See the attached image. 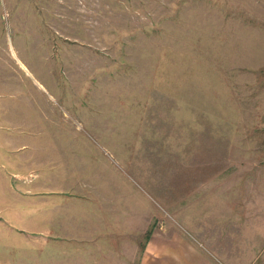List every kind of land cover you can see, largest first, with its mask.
I'll use <instances>...</instances> for the list:
<instances>
[{
  "label": "rangeland",
  "instance_id": "rangeland-1",
  "mask_svg": "<svg viewBox=\"0 0 264 264\" xmlns=\"http://www.w3.org/2000/svg\"><path fill=\"white\" fill-rule=\"evenodd\" d=\"M194 203L231 214L220 264H264V0H0V264L191 233Z\"/></svg>",
  "mask_w": 264,
  "mask_h": 264
},
{
  "label": "crops",
  "instance_id": "crops-1",
  "mask_svg": "<svg viewBox=\"0 0 264 264\" xmlns=\"http://www.w3.org/2000/svg\"><path fill=\"white\" fill-rule=\"evenodd\" d=\"M17 144V141L13 140V145L17 146ZM28 163V160H25L24 162H19L18 165L22 166ZM14 175H17V173H14ZM53 191L56 190L53 189ZM31 203L32 207H37L39 200ZM216 206L217 204L194 203L193 208L204 209L205 211H194V219L199 220L198 224L201 226V229L199 225L197 226V224L193 223L191 228H189L190 232L192 231L191 233L179 228L180 231L174 230L166 234L160 228L156 229L150 238L146 240V243L143 244L144 247H141L142 245L138 241L141 240L139 238L140 234H134L129 236L130 239H125L127 242L123 243L120 248L118 245H113L114 243H112L118 240V238L110 236L108 239H97L96 248L83 249L77 247V250H64L62 253L53 256L62 260V262L51 260V264H220L215 256H226L221 240L224 242L228 238L231 239V233L228 224L224 222L219 224L221 221L217 219H229L231 214L230 212L218 211ZM208 207L212 208V213L207 215ZM247 207L249 211L252 208L246 202L241 206L242 218L239 221V225H243V228L239 226L238 230H244L248 236L252 229L247 224L252 222H248L247 220V216L251 211L246 210V212H243V209H247ZM207 219L214 220L207 221ZM250 221L252 220L250 219ZM55 224L46 232L48 236H51L48 233H53L55 230ZM71 234L79 235V239L88 243L96 239V235L91 236L88 232H74L66 236H70ZM136 236L138 239H136ZM216 245H219L217 249L214 247ZM214 258L218 263H216Z\"/></svg>",
  "mask_w": 264,
  "mask_h": 264
},
{
  "label": "trees",
  "instance_id": "trees-1",
  "mask_svg": "<svg viewBox=\"0 0 264 264\" xmlns=\"http://www.w3.org/2000/svg\"><path fill=\"white\" fill-rule=\"evenodd\" d=\"M152 234V231H149L147 234V240L150 238L149 236Z\"/></svg>",
  "mask_w": 264,
  "mask_h": 264
}]
</instances>
